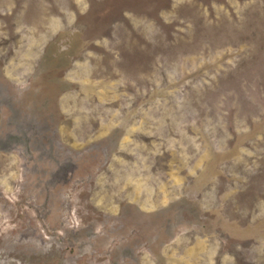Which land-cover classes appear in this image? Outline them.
I'll return each instance as SVG.
<instances>
[{"label": "rangeland", "instance_id": "374dc122", "mask_svg": "<svg viewBox=\"0 0 264 264\" xmlns=\"http://www.w3.org/2000/svg\"><path fill=\"white\" fill-rule=\"evenodd\" d=\"M36 2L0 0L11 90L0 128L26 114L19 100L38 88L57 41L75 61L63 105L84 115L59 131L83 165L24 199L33 162L0 150V192L13 206L0 208V264H264V0ZM168 94L180 113L164 107L160 120L152 103ZM239 163L246 171L227 177ZM95 177L109 180L96 197Z\"/></svg>", "mask_w": 264, "mask_h": 264}, {"label": "trees", "instance_id": "16d2710c", "mask_svg": "<svg viewBox=\"0 0 264 264\" xmlns=\"http://www.w3.org/2000/svg\"><path fill=\"white\" fill-rule=\"evenodd\" d=\"M34 2H36V0H34ZM35 4L37 5L38 2H36ZM16 26L17 24H15V27ZM58 39L59 37L57 38V40ZM53 43L57 44V41H54ZM55 44L54 47L52 45L49 48L47 59H45V62L43 61V64L41 66L42 71L39 72L40 74H42L39 77L41 83H38L39 80L37 81L38 88L32 89V95L30 93H25V95H23V98L19 100L20 105L17 110L25 108L26 114H18V121L14 122L13 127L10 131L7 130L9 132L4 131V123H2V128H0V150H13L16 152H18L17 150H19L20 152L18 154L23 156L25 160H30L33 162L34 168L29 175L35 174V179L27 180L25 184H23L25 190H27L24 199H28L31 197V194L29 192L30 188L35 185H40V183H42V180L44 181L45 179L48 180L47 183L52 182L54 186L67 185L72 180H68V176L76 172L77 166L75 165H83L82 161L80 163L70 162L74 160L73 158L77 157L78 154L82 153H76L75 151H73L63 140L61 132L59 131L60 124L62 122H66L67 119H72L73 115L75 117L78 115L84 117V115L80 114L76 109L74 110V114L68 112L66 111V105H63L62 96L67 97L65 95V92H72L68 90L61 92L62 85H64V79H66V72L71 67L73 68L75 61L72 62L73 57L70 53H67L65 57H60V55L58 56L56 52L57 45ZM53 55H56L57 58ZM2 75L3 73L0 70V106L6 103L8 95L11 91L8 87V84L4 82V77ZM168 99L170 100V102H167L164 98H162L158 99L157 102L155 101L154 103H152V105H154V108L151 107V109H160L158 112L160 120L167 117V114L163 112L164 107L166 108V110L167 107L170 108V110L174 112L175 115H177L176 113H180V109H177L174 106V104L177 106L176 102L178 97L176 96V94L170 95V98ZM99 113L100 112L94 114L93 112L95 117H98ZM15 117H17V114L15 115ZM86 119L89 122L91 121L92 117L88 118L86 116ZM87 123H80V126L83 127L82 132L89 133L90 130L92 131V129L94 128V126H88ZM158 123H160V121H158ZM170 132L171 131L169 130V128L163 127L162 129L161 125L158 135L163 134L164 136H168ZM188 140L189 138H184V136L181 137V141L183 142H187ZM177 148L180 151L179 146ZM52 170L53 173L51 172ZM243 170L246 171V166L244 164H235V167H232L231 171L227 173L226 176L228 177L229 175H231L237 178V175H242ZM113 171L114 170L107 169V173L109 174H111ZM76 175L78 174H74V178ZM95 182L96 177L94 178L93 184L94 197H96L98 191H102L109 187L108 179H105L104 184H96ZM129 185L130 182L126 181V188ZM121 187L122 186H118L117 190H121ZM35 199L38 201L37 197H35ZM0 208L4 210L7 208L8 212L13 210V206L9 201L5 199L4 195L1 192ZM244 209V206L240 207L238 215H243L244 211L246 210ZM244 229L247 228H243L242 230ZM249 231L250 230H247L246 233L249 234ZM211 246H216L214 239L211 240ZM239 260L242 261L244 259L239 258Z\"/></svg>", "mask_w": 264, "mask_h": 264}, {"label": "water", "instance_id": "95a60500", "mask_svg": "<svg viewBox=\"0 0 264 264\" xmlns=\"http://www.w3.org/2000/svg\"><path fill=\"white\" fill-rule=\"evenodd\" d=\"M263 148H264V146H263ZM239 213V211L237 210V214ZM240 215V217L242 218L243 217V215L242 214H239ZM245 227V226H244ZM248 227V226H247Z\"/></svg>", "mask_w": 264, "mask_h": 264}, {"label": "bare ground", "instance_id": "6f19581e", "mask_svg": "<svg viewBox=\"0 0 264 264\" xmlns=\"http://www.w3.org/2000/svg\"><path fill=\"white\" fill-rule=\"evenodd\" d=\"M56 168V167H55ZM207 178H209V177H207ZM204 183V182H203Z\"/></svg>", "mask_w": 264, "mask_h": 264}]
</instances>
